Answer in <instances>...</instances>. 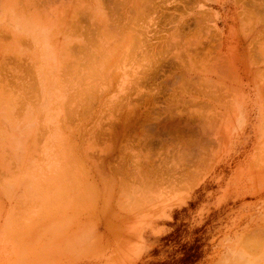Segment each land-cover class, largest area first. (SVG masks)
Here are the masks:
<instances>
[{
  "label": "rangeland",
  "instance_id": "rangeland-1",
  "mask_svg": "<svg viewBox=\"0 0 264 264\" xmlns=\"http://www.w3.org/2000/svg\"><path fill=\"white\" fill-rule=\"evenodd\" d=\"M138 1L139 2H135L137 7L132 5L130 16L126 4V6L123 5L121 7L118 6L117 2H114V10L112 11L110 7L106 6V2H96L94 0H84L83 2L74 1L70 3L71 8L64 14L63 22L58 27L59 32L70 34L71 38L74 39L73 42L79 41L84 44L86 43L85 49L88 48L87 50L91 52L90 59H92L91 64L93 66L90 70H85L84 73H79L77 75L67 76L63 73L59 78L60 83L57 84L62 88V91L64 90L66 94L70 96L75 94L76 89H68V91H66L69 82H71V85L77 83V86L81 88L77 89L78 96L75 99H64L63 96L64 104L62 105V115L59 119L60 133L63 140L61 164L62 168L73 172V177L67 179L71 185L73 197L70 210H66L65 212V209H63V198H61V203H59V205L57 204L58 207L61 205L60 210L58 207L57 210L51 209V222H57L58 220L55 218L58 217L66 219L59 220L57 224H51V239L57 237L58 240L64 237H70L72 240H80L79 242L77 241L80 245H77V251L73 254L84 256L81 257V264H206L215 255L217 243L220 238L230 232L240 234L239 244L244 246L248 252H254L256 245L255 230L242 233L240 231L242 229L240 218L242 214L241 210L245 208L246 205L254 203L258 198H246L243 196L233 198L231 196L233 191L232 183L235 181V178L243 182L244 177H246L245 174L249 172L255 178H264V70L262 67L264 63L260 61L258 63V60L252 63V60L243 57V53L246 52L245 47L249 44L245 36H249L251 33V27L249 26H251L252 22L251 20H247L245 23V17L239 15L242 13L239 7L241 4L240 0H175L173 7L163 11L167 16L164 13H161V16L156 14V16L155 13L151 12L152 10H150L151 7L149 6H152L156 0H146L148 4H146L145 1L143 4H146V6L142 4V8L141 0ZM184 5L185 7H183ZM191 6H193V8ZM135 8L137 9L135 10ZM190 8L192 9L190 10ZM133 10L137 15L132 12ZM168 13L170 15L174 14L173 16L169 15L172 19L168 16ZM179 13H182V16ZM132 14H134V17ZM137 16L138 20L136 18ZM145 18H147L146 21ZM198 20L201 21V23ZM176 21L179 24L178 33H180L175 35L183 39L189 38L191 39L190 42L192 41L189 49H187L191 54L188 62L187 58H184L186 55L183 49L184 53L180 52L175 54L177 56L180 55L176 58L174 54H171L178 52L175 50L176 47L167 44V36L174 30L173 25ZM182 22L184 23L182 26L183 28L180 26ZM197 22H199L200 25H198ZM136 23H138V25ZM245 27L247 28L246 31ZM248 27L250 28L249 30ZM135 29L137 31H135ZM126 33H128V35ZM132 36L133 38L135 36L134 40ZM121 38L123 40H121ZM136 39L141 40L137 41ZM132 40L135 43L133 42V44H130ZM160 42V49H158ZM143 43L144 45H142ZM245 43H247V45ZM115 44L117 46H114ZM242 44L244 45L242 46ZM152 46L154 48L156 47V49ZM251 46L249 45L248 48L250 53H254L255 50L258 51V48ZM10 48L9 40L3 38L0 41L1 56H13L9 55ZM136 48H139L141 55ZM135 49L136 51H133ZM110 50L114 52L115 57L108 60L107 54H110ZM132 51V54H134V52L137 53L135 57L130 53ZM202 51L204 52L202 53ZM260 52L262 53V50L257 52L258 55H261ZM117 53L119 54L118 57ZM126 53L129 58H126ZM129 53L132 58H130ZM182 53L185 56L181 55ZM157 55L159 57H157ZM138 56L140 58L142 57L141 62ZM122 57L125 58L123 68L120 66ZM133 58L138 62H133ZM129 59L132 60L135 65H133L132 62L129 63ZM184 61L188 64H186L188 68L185 66ZM201 61H203V63ZM140 64H143V66ZM118 65L120 66V77L123 73L126 75L127 72L124 81L126 91H129V94L133 93L130 91H135L134 74H137L141 77L139 78L140 80H138L140 92L143 91V84L145 86L147 84L146 87L149 85L151 88H156L155 91L158 94L156 95L157 99L160 101V109L165 107L162 99H166L167 102H170L172 99L170 103L172 104L173 102L175 108L179 107V113L182 112L180 102L182 89L180 88L189 81L190 84L188 85L192 94L191 99L193 103L195 102L194 104L197 108H201L200 110L196 107L193 108V105V107L190 108L191 113L188 112V118L185 117V115L183 116L184 112H182L183 114L181 115L178 113L176 119L172 117L171 121L173 122L178 119L177 121H180L179 123H181V125H184V121H190L189 123L193 125L189 128L198 127V129L200 128L199 130L204 131V150L203 147L201 149L198 147V144L194 143L189 150L184 149V154L181 151L185 139L184 134L181 133L177 135L175 137L177 139H175L174 136L169 137L170 135L168 134L170 133L168 126L166 128V130H168L167 132L163 131V129H158L159 135L157 134L154 138L152 137L153 139L151 138L149 140V143H147L149 147L146 146L145 150H142V152H144L143 154L141 152V141L138 140L140 144L136 142L139 147L133 144L135 141L132 142L134 145V147H132H137V150H130L129 172L130 170L131 172L129 176H127L124 170L126 167L124 164L126 159L123 153L125 146L124 141L122 140L117 146H113L110 149L108 148L109 144H111L109 132L113 133L118 122L122 121L121 111L119 110L121 106L124 107L125 103H127L126 101L129 102L130 100L126 99V96L124 99L119 97L120 89L118 85H121V79L118 78ZM180 65L181 67L185 66L186 71L184 68L181 69ZM139 66L142 67L140 74H138ZM133 67L135 68L133 69ZM257 69L263 70L261 73L262 75L258 76L255 73ZM144 70L148 74V77L151 78L149 82L148 79L147 82L143 79ZM148 70L149 72H147ZM186 77H188L187 80ZM196 77H198L199 80H197L198 78ZM172 80H174L173 82L178 81L176 82L177 85H181L183 81L187 82H184L180 87L176 86V83L173 84ZM169 81H171V83H168ZM164 84L167 86L164 87ZM193 85H197V88ZM253 85L263 90L262 113H259V121L263 127L261 132L258 128H255V123H258L256 122L258 108L257 104L251 99V89ZM127 87H134V89L131 90L132 88H129L127 90ZM172 88H175V90ZM126 91L124 93L127 94ZM135 94L136 93H133V95ZM175 94L177 96H175ZM226 95L227 97L230 95V97L227 98ZM212 96H217L216 100L215 97ZM211 97L214 98L213 101ZM218 97L219 99L217 100ZM132 99L136 100L137 98L132 96L131 101L133 102ZM235 99L241 104L242 110L245 111L246 115L242 114L241 110L238 115L236 114ZM55 100L60 101L62 99ZM214 100L216 102H214ZM228 100L229 103H227ZM224 102H226V104H223ZM140 103L141 98L139 99V106H141ZM197 103L199 105H197ZM207 106L208 109L206 110ZM202 107L205 109H202ZM229 107L232 109L231 111ZM196 109L199 111H196ZM161 113L159 116L160 123L165 122V120L168 122L170 120L169 114L165 115V113H162L163 115H161ZM204 113L206 115L204 119L208 116H210L211 119L214 117V123H212L213 120L211 121L210 118H207L208 121H211L208 124L204 119H201L200 116L201 114L204 116ZM198 116L203 124L199 121ZM234 116L235 120L232 121V117ZM196 117L198 119L196 122L197 124L198 121L201 122L199 123L200 125L192 121V119L195 120ZM186 118L188 120H185ZM244 118H246V127L238 135L234 133V131L240 129L244 122ZM211 123L214 124L215 127H213ZM206 126L208 128L211 127V129L206 128ZM214 128L218 131H215ZM205 129L207 130L205 131ZM159 130L168 133L165 134L168 138L163 136V132L161 133ZM208 130H210L211 133ZM182 131L186 132V129ZM215 132H217V135ZM208 134L209 136L213 135L208 137ZM135 138L137 139L139 137L134 136L133 140H136ZM155 138L156 140H154ZM211 138L214 139V141L211 140ZM216 138L220 140L217 142ZM158 139L161 141L157 142ZM170 139H172V141ZM169 140L172 142V145ZM158 143L162 144L157 146ZM165 143L172 148H168ZM173 143H175V145ZM132 144L129 143L130 146ZM194 146H196V148ZM132 147L130 149H132ZM167 148L169 151H167ZM165 149L166 151L164 153L163 150ZM146 151L147 153H145ZM202 151L204 155L201 161L196 162L198 156H201ZM160 152L164 154L162 153V155ZM168 152L170 153L168 154ZM191 152L193 154L195 153V156H192ZM140 154L142 155L140 156ZM175 155L178 158H176ZM98 159L102 160L100 164ZM160 159L163 162H160ZM164 161L167 165H164ZM171 163L172 166H174V168H172L173 171L174 169L175 171L177 170L178 176L174 174L176 172H173L172 169H170L171 175L167 174L170 173L169 165H171ZM97 165L101 166L108 174L106 187L99 184L101 179L98 180L95 177ZM184 165H188V169ZM140 167L144 171L143 173L146 172L145 174L140 172ZM159 167H162L161 170ZM163 168L165 170H163ZM181 168H186V170ZM180 170L182 171L180 172ZM192 171L196 172L195 175H193L194 173ZM164 173L168 176L174 174L173 178L176 175L174 179H177L175 180L177 183H175L173 178L166 176ZM77 177L78 179H76ZM182 178L184 179L182 180ZM190 178H192V181L190 180V182H188ZM167 183H171V186L169 185L170 187L175 186L172 187L174 192H171L170 188L166 186ZM174 183L177 185H174ZM188 183L190 184L188 185ZM159 185H161L162 198L165 200L162 199V202L159 201L155 204V186H158L159 189ZM146 186H148V188H146L145 191ZM172 197H176L175 204L167 205L160 211L158 216L153 215L147 222L141 219L145 218L146 215H152V210L169 202V199ZM259 202L260 204L254 208L256 214H251L250 210L245 216V227L249 226L248 229L251 228L250 225L254 220L259 221L261 211H264V197H261ZM258 211L260 214L257 218ZM62 221L68 224H64ZM75 222H80L81 224H69ZM55 249L56 248L51 243V255L56 253ZM216 257L214 259H216ZM261 259H264V252L251 256L236 250L232 243L224 242V249L219 258L215 260V264L219 261L220 264H258ZM56 262L57 259L54 260V257L50 259V264H56Z\"/></svg>",
  "mask_w": 264,
  "mask_h": 264
},
{
  "label": "crops",
  "instance_id": "crops-1",
  "mask_svg": "<svg viewBox=\"0 0 264 264\" xmlns=\"http://www.w3.org/2000/svg\"><path fill=\"white\" fill-rule=\"evenodd\" d=\"M32 1L34 0H24V2L18 0L20 4H17L16 0H0V41L3 38L9 40L11 47L9 55H13L0 54V264H50L51 257L57 259L56 264H81V257L84 256L73 254L77 251L80 240H72L70 237L51 239L50 226L57 224L59 220H66L58 217L55 218L57 222H51V209L57 210L61 198L65 212L71 209L73 192L67 179L73 177V172L62 168L63 140L59 119L64 104L63 96L64 99H75L78 96L77 89L81 88L77 83L71 85L69 82L66 91L76 89L75 94L70 96L57 84L60 83L59 78L63 73L67 76L77 75L90 70L93 66L90 59L91 52L87 50L88 48L85 49V44L79 41L73 42L74 39L70 34L59 32L58 27L63 22L64 13L70 10V3L84 0H56L57 3L55 0V2L50 0L51 4L49 0H43L45 3L42 0V3L40 0H35V6L32 5ZM94 1L108 2L106 6L113 11V3L116 0ZM110 54H107L108 60L115 57L111 50ZM121 61L120 66L123 68V57ZM120 66H117L118 78L121 79V85H118L119 97L124 99L125 74L119 76ZM261 91L262 89L256 85L251 89V99L258 108L256 119L258 123H255V128L260 132L263 128L259 121L263 102V91ZM235 110L237 115L240 110L246 115L237 99H235ZM243 120L240 129L234 133L239 135L245 129L246 118ZM123 121L118 122L113 133L109 132L111 133L109 149L121 143L123 139L124 143L129 144L128 133L125 132L126 128H123L126 124ZM128 146L123 149L126 157L124 170L127 176H129L130 156ZM203 153L198 156L197 162L202 159ZM100 161L102 160H99V164ZM170 167V169L174 167L172 163ZM104 172L105 170L97 165L95 177L101 179L99 184L103 187L108 179V174ZM193 173L195 175L196 172ZM245 175L243 182L235 178L231 196L258 198L241 210L240 218L242 233L255 230L254 252H248L239 244L240 234L230 232L220 238L212 261L206 264L216 263L215 260L224 249V242L232 243L236 250L251 256L264 252V211H261L260 216L259 211L257 212L259 221L254 220L250 225L251 228L245 227L246 214L250 210L251 214H256L254 208L260 204V198L264 197V178H255L250 172ZM190 180L192 181V178L188 179V182ZM169 188L174 192L172 187ZM154 194L155 204L162 202L161 185L159 189L155 186ZM175 202L176 197H172L169 202L152 210V215H146L141 219L147 222L153 215L158 216L163 208ZM60 208L61 205L58 209ZM62 223L68 224L64 221ZM51 243L56 248V253L52 255ZM217 264H220V261ZM258 264H264V259Z\"/></svg>",
  "mask_w": 264,
  "mask_h": 264
},
{
  "label": "bare ground",
  "instance_id": "bare-ground-1",
  "mask_svg": "<svg viewBox=\"0 0 264 264\" xmlns=\"http://www.w3.org/2000/svg\"><path fill=\"white\" fill-rule=\"evenodd\" d=\"M17 1V4L19 3L18 2V0H16ZM19 1H21V0H19ZM31 1V0H30ZM35 1V0H34ZM34 1H32L33 3H34ZM48 1V0H47ZM46 1V2H47ZM54 1V0H53ZM56 1V0H55ZM54 1V2H55ZM58 1V0H57ZM57 1H56V3H57ZM139 2L138 0H116V1H114V2H117L118 3V6H126L127 5V7H128V13H130L129 14V16L131 15V10H132V5H134V6H136V4H135V2ZM146 0H141V8L145 5L146 6V4H148V2L146 1ZM181 1V0H180ZM183 1H185V0H183ZM188 1V0H187ZM238 1V0H237ZM241 2V4H240V9H241V12L242 13H240L239 15H243L245 18V23L247 22V20H251V22L253 23V25H252V23H251V26H249V27H251V33H250V31H249V33H250V35L249 36H245V38L248 40V42H249V44L247 45V43H245L247 46L245 47V50H246V52H244L243 53V57L244 58H246V59H249V60H252L251 62L253 63L254 61H256V60H258V63H259V61L260 62H262V63H264V49H263V45H264V0H240ZM23 2H24V0H23ZM40 2H41V0H40ZM40 2H39V4H40ZM42 2H44L45 3V1H43L42 0ZM41 2V3H42ZM49 2H50V4H51V1L49 0ZM64 2V1H63ZM63 2H62V4H63ZM66 2V1H65ZM106 2V1H105ZM111 2V1H110ZM146 3V4H143V3ZM174 2H175V0H156L154 3H153V5L152 6H149V7H151V9L150 10H152L151 12H153V13H155V15L156 14H159L158 16H161V13L163 14H165V12H163V11H166V10H169L171 7H173L174 6ZM179 2V1H178ZM32 3V5H34L35 6V4H36V2L33 4ZM48 3V2H47ZM46 3V4H47ZM108 3V2H107ZM181 3V2H180ZM20 4V3H19ZM21 4H22V2H21ZM45 4V5H46ZM55 4V3H54ZM65 4V3H64ZM126 4V5H125ZM139 4V3H138ZM142 4H143V6H142ZM44 5V4H43ZM44 5V6H45ZM8 6V5H7ZM20 6H23V5H20ZM53 6V5H52ZM178 6V5H177ZM37 7V6H36ZM39 7V6H38ZM137 7V6H136ZM180 7V6H179ZM183 7H185V5L183 6ZM190 7V6H189ZM192 8H193V6H191ZM35 8V7H34ZM46 8V7H45ZM67 8V7H66ZM79 8H80V6H79ZM114 8V7H113ZM116 8H117V6H116ZM120 8V7H119ZM192 8H190V10L192 9ZM23 9H24V7H23ZM121 9V8H120ZM119 9V10H120ZM131 9V10H130ZM137 8H135V10H136ZM144 9V8H143ZM177 9V8H176ZM176 9H174L175 11H177ZM38 10V9H37ZM117 10V9H116ZM118 10V11H119ZM150 10H149V13H150ZM173 10V9H172ZM171 10V11H172ZM181 10V9H180ZM67 11V10H66ZM188 11V10H187ZM39 12V11H38ZM132 12H134V10L132 11ZM178 12V11H177ZM181 12V11H180ZM183 12V11H182ZM40 13V12H39ZM126 13V12H125ZM135 13V12H134ZM144 13V12H143ZM202 13V12H201ZM65 14V13H64ZM136 15H137V13H135ZM140 14V13H139ZM151 14V13H150ZM181 16H182V13H179ZM79 15V14H78ZM133 15V17H134V14H132ZM141 15V14H140ZM139 15V16H140ZM154 15V16H155ZM166 15V14H165ZM170 14L168 13V16H169ZM174 15V14H173ZM172 14L170 15V16H173ZM207 15V14H206ZM67 16V15H66ZM148 16V15H147ZM157 16V15H156ZM167 16V15H166ZM169 16V17H170ZM64 17V16H63ZM149 17V16H148ZM164 17V16H163ZM194 17V16H193ZM70 18V17H69ZM131 18V17H130ZM137 18V20H138V16L136 17ZM135 18V19H136ZM142 18V17H141ZM144 18V17H143ZM165 18V17H164ZM171 18V17H170ZM180 18V17H179ZM207 18V17H206ZM132 19V18H131ZM134 19V18H133ZM146 19L147 18H145V21H146ZM151 19V18H150ZM154 19H155V17H154ZM156 19H157V17H156ZM168 19V18H167ZM172 19V18H171ZM198 19V18H197ZM202 19H204V18H202ZM119 20V19H118ZM139 20H140V18H139ZM142 20V19H141ZM153 20V19H152ZM168 20H170V19H168ZM200 20V19H199ZM198 20V21H199ZM209 20V19H208ZM211 20V19H210ZM127 21H129V20H127ZM132 21V20H131ZM130 21V22H131ZM136 21V20H135ZM145 21H144V23H145ZM123 22V21H122ZM137 22V21H136ZM143 22V21H142ZM170 22H172V23H174L173 21H170ZM200 23H201V21H199ZM199 22H197L198 23V25H200L199 24ZM147 23V22H146ZM155 23V22H154ZM131 24V23H130ZM133 24H134V22H133ZM137 25H138V23H136ZM169 24V23H168ZM171 24V23H170ZM181 25V28H183L182 26H183V22L182 23H180ZM107 25V24H106ZM129 25V24H128ZM140 25H142V24H140ZM147 25V24H146ZM158 25V24H157ZM186 25V24H185ZM132 26V25H131ZM178 26H179V24H178V22L176 21V23L173 25V27H174V30L171 32V33H169L168 34V36H167V44H170V45H174L176 48H175V50H177L178 52H176V53H171V54H174V56H176V58L177 57H179L180 55H175V54H178V53H180V52H183V50L185 51V55H186V57H184V58H187V62H188V60H189V58L191 57V54L188 52V50L187 49H189V47H190V44H191V42H190V40L191 39H189V38H185V39H183V38H180L179 36L177 37V35H175V34H179L178 33ZM187 26V25H186ZM136 27V26H135ZM248 27V30L250 29ZM104 28V27H103ZM129 28V27H128ZM127 28V29H128ZM137 28V27H136ZM150 28H152V27H150ZM149 28V29H150ZM162 28V27H161ZM201 28V27H200ZM206 28V27H205ZM138 29H139V27H138ZM148 29V30H149ZM125 30V29H124ZM129 30V29H128ZM247 30V28L245 27V31ZM106 31V30H105ZM130 31V30H129ZM135 31H137L136 29H135ZM167 31V30H166ZM199 31V30H198ZM128 32V31H127ZM134 32V31H133ZM141 32V31H140ZM176 32V33H175ZM107 33V32H106ZM105 33V34H106ZM129 33V32H128ZM128 33H126L127 35H128ZM130 33H131V31H130ZM129 33V34H130ZM160 33V32H159ZM104 34V35H105ZM132 34V33H131ZM130 34V35H131ZM217 34V33H216ZM1 35V34H0ZM103 35V36H104ZM134 35H136V34H134ZM139 35V34H138ZM248 35V34H247ZM8 36V35H7ZM107 36V35H106ZM154 36V35H153ZM160 36V35H159ZM196 36V35H195ZM124 37H125V35H124ZM137 37H139V36H137ZM141 37V36H140ZM146 37V36H145ZM144 37V38H145ZM156 37V36H155ZM209 37V36H208ZM129 38V37H128ZM127 38V39H128ZM131 38V37H130ZM134 38H135V36H134ZM134 38H133V36H132V39L134 40ZM151 38V37H150ZM160 38V37H159ZM10 39V38H9ZM108 39H109V37H108ZM121 40H123L122 38H121ZM132 40V43H130V44H133V41ZM137 40V39H136ZM138 40H141V39H138ZM137 40V41H138ZM201 40V39H200ZM199 41V40H198ZM245 41V40H244ZM94 42V41H93ZM130 42V41H129ZM128 42V43H129ZM140 42V41H139ZM148 42V41H147ZM123 43H124V41H123ZM128 43H126V44H128ZM135 43V42H134ZM197 43V42H196ZM242 43V42H241ZM86 44V43H85ZM137 44V43H136ZM139 44V43H138ZM146 44V43H145ZM160 44H161V42L159 43V47H158V49H160ZM123 45V44H122ZM129 45V44H128ZM141 45V44H140ZM142 45H144V43L142 44ZM158 45V44H157ZM244 44H242V46H243ZM249 45L251 46V47H254V48H258V51H261L262 50V53H261V55H258V51H256L255 50V52L254 53H250L249 52V50H248V48H249ZM114 46H117L116 44L114 45ZM130 46H132V45H130ZM134 46V45H133ZM162 46V45H161ZM165 46H166V44H165ZM126 47V46H125ZM128 47V46H127ZM136 47H137V45H136ZM141 47V46H140ZM139 47V48H140ZM153 47V46H152ZM121 48V47H120ZM130 48V47H129ZM128 48V49H129ZM131 48H133V47H131ZM139 48H136V49H138L137 51L139 52ZM154 48V47H153ZM253 48V49H254ZM119 49V48H118ZM127 49V50H128ZM136 49L135 50H133V51H136ZM141 49H143V48H141ZM145 49V48H144ZM149 49V48H148ZM154 49H156V47L154 48ZM168 49V48H167ZM183 49V50H182ZM116 50V49H115ZM121 50V49H120ZM153 50V49H152ZM151 50V51H152ZM169 50V49H168ZM180 50V51H179ZM182 50V51H181ZM117 51V50H116ZM129 51V50H128ZM130 51H131V49H130ZM133 51L132 52H130L131 54L133 53ZM159 51H162V50H159ZM172 51V50H171ZM205 51V50H204ZM204 51H202V53L204 52ZM173 52V51H172ZM83 53V52H82ZM129 53V56H130V58H132L131 57V54ZM140 53V55H141V51L139 52ZM144 53V52H143ZM184 53V52H183ZM181 54V55H184V54ZM257 53V54H256ZM118 54V53H117ZM137 53H135L134 52V54H132L134 57H135V55H136ZM145 54V53H144ZM170 54V55H171ZM84 55V54H83ZM123 55V54H122ZM184 55V56H185ZM206 55V54H205ZM100 56V55H99ZM144 56H146V55H144ZM171 56H173V55H171ZM193 56H194V54H193ZM139 57V56H138ZM156 57V56H155ZM157 57H159L158 55H157ZM168 57V56H167ZM183 57V56H182ZM126 58H129V57H127V53H126ZM142 58V57H141ZM141 58L139 57V60H140V62H141ZM184 58H182V59H184ZM193 58V57H192ZM243 58V59H244ZM125 59V58H124ZM135 58H133V62H135V63H137L138 61H135L134 60ZM203 59V58H202ZM245 59V60H246ZM130 60V59H129ZM128 60V61H129ZM149 60V59H148ZM205 60H206V58H205ZM244 60V61H245ZM1 61V60H0ZM96 61H97V59H96ZM95 61V62H96ZM127 61V62H128ZM194 61V60H193ZM200 61V60H199ZM248 61V60H247ZM5 62V61H4ZM121 62V61H120ZM132 62V60H130V62L129 63H131ZM133 62H132V64H133ZM202 63H203V61H201ZM201 62H199V63H201ZM67 63V62H66ZM65 63V64H66ZM149 63V62H148ZM179 63V62H178ZM184 63H185V66L187 67V63L184 61ZM194 63V62H193ZM255 63V62H254ZM127 64V63H126ZM187 64V65H186ZM257 64V63H256ZM128 65H130V64H128ZM133 65H135V64H133ZM136 65H139V64H136ZM141 65V64H140ZM66 66V65H65ZM126 66V65H125ZM141 66H143V64L141 65ZM185 66L184 67H181V65H180V67H181V69L182 68H184V70L186 71V69H185ZM193 66H194V64H193ZM140 67V66H139ZM199 67V66H198ZM262 67H263V70H264V65H262ZM135 67H133V69H134ZM141 68L142 67H140L139 68V70H138V74H140V70H141ZM149 68V67H148ZM188 68V67H187ZM61 69H63V68H61ZM147 69V68H146ZM263 70H260V69H257V70H255V73L256 74H260V75H262L261 73L263 72ZM135 71V70H134ZM145 71V70H144ZM131 72V71H130ZM137 72V71H136ZM147 72H149V70L147 71ZM133 73V72H132ZM131 73V74H132ZM142 73H143V71H142ZM185 73V72H184ZM191 73V72H190ZM130 74V73H129ZM134 74V73H133ZM132 74V75H133ZM135 75V84H134V82H133V84L135 85L134 87H135V91H130V92H133V93H136L135 95H133V93H128L127 91V94H125L126 95V99H130L129 100V102L128 101H126L127 103H125V105H124V107H122L121 106V109L119 110V111H121V116L123 117V120L125 119V121H123L124 122V124H126V126L125 127H123V128H126V131L125 132H127L128 133V140H127V138H126V140L128 141H126L125 140V142H127V143H130V144H132V142L133 141H135L133 144L135 145H137V143L138 144H140L139 143V141H141V152H142V150H145V148H146V146H148L149 147V144H147V143H149V140L153 137H155V135H157L158 134V129H163V131H168V130H166V128H167V126H168V129H169V133L170 134H168V133H164L163 131V133L161 132V130H159L161 133H162V135L163 136H166L165 134H168V135H170L169 137H173L174 136V138L177 136V135H179V134H184L185 135V139H184V144H183V148L181 149V151H182V153H184L185 154V151H184V149L185 150H189L190 149V147H191V145H193L194 143H196V144H198V147H200L201 149H202V147H203V141H205V140H203L204 139V137H205V135H204V131H201V130H199L198 129V127L197 128H195V127H193V128H189V127H191L192 125H191V123H189L188 121H184V122H182V123H184V125L182 124L181 125V123H179L180 121H177V120H174L173 122L171 121L172 120V117H175V119H176V116H178V113H179V110L180 109H178L179 107H174L173 106V102H172V104L170 103L171 102V100H170V98L168 97V99L170 100V102H167L166 101V99H162L163 100V104H164V106L165 107H163L162 109H163V111H162V109H160L161 107L159 106V103H160V101H158V99H157V96L156 95H158L157 94V92L155 91V89L156 88H151L149 85H148V87H146L147 86V84H146V86L143 84L142 86H143V91L142 92H140V85L138 84V80H140L139 78H141L140 76H138L137 74H134ZM137 75V76H136ZM181 75V74H180ZM264 75V74H263ZM125 76H127V72H126V75ZM144 78L143 79H145L146 81L145 82H147V79H148V82H149V80H151V78L150 77H148V74L146 73V71H145V73H144ZM179 76V75H178ZM183 76V75H182ZM129 77V76H128ZM179 77H181V76H179ZM184 77V76H183ZM194 77V76H193ZM262 77V76H261ZM131 78V77H130ZM154 78V77H153ZM177 78V77H176ZM185 78V77H184ZM187 78L188 77H186V80H187ZM196 78H198V77H196ZM195 78V79H196ZM166 79V78H165ZM178 79V78H177ZM182 79V78H181ZM233 79H234V77H233ZM183 80H185V79H183ZM190 80V79H189ZM197 80H199V78L197 79ZM235 80V79H234ZM236 80H237V78H236ZM130 81V80H129ZM131 81H132V79H131ZM174 80H172V83L174 84V83H176V82H178V81H176V82H173ZM180 81V80H179ZM191 81V80H190ZM166 82V81H165ZM182 82V81H181ZM184 82H187V81H183V83ZM203 82H204V80H203ZM232 82V81H231ZM234 82V81H233ZM140 83H141V81H140ZM154 83V82H153ZM168 83H171V81H169ZM183 83L181 84V85H177V83H176V86H182L183 85ZM192 83H194V82H192ZM196 83V82H195ZM149 84V83H148ZM172 84V85H173ZM188 84H190V82L188 81V83L186 84H184L183 86H182V88H180V89H182V95H181V100H180V102H181V107H182V112H184V114L182 113V112H180L179 114L181 115V114H183V116L185 115V117H187V115L189 114L188 112H190L191 113V110H190V108L191 107H193V105H194V107L193 108H195L196 106H195V102L193 103V101H192V99H191V92H190V87H189V85ZM131 85V84H130ZM151 85V84H150ZM169 85V84H168ZM192 85V84H191ZM218 85V84H217ZM127 86V85H126ZM141 86V87H142ZM167 86V85H166ZM165 86V84H164V87H166ZM171 86V85H170ZM169 86V87H170ZM194 86V85H193ZM125 87V86H124ZM134 87H129L131 90H133L134 89ZM153 87V86H152ZM172 87H174V86H172ZM194 87H196L197 88V85H195ZM199 87V86H198ZM207 87H208V85H207ZM220 87V86H219ZM128 87H127V90L129 89ZM192 88V87H191ZM200 88V87H199ZM222 88V87H221ZM125 89V88H124ZM173 89V88H172ZM171 89V90H172ZM177 89V88H176ZM179 89V90H180ZM170 90V91H171ZM173 90H175V88L173 89ZM178 90V89H177ZM232 90V89H231ZM235 90V89H234ZM237 90V89H236ZM181 91V90H180ZM263 91V90H262ZM174 92V91H173ZM236 92V91H235ZM170 94V93H169ZM194 95V94H193ZM204 95V94H203ZM202 95V96H203ZM132 96H134L135 98H137L136 100H133V102L131 101V97ZM161 96V95H160ZM171 96V95H170ZM174 96V95H173ZM175 96H177L176 94H175ZM206 96V95H205ZM219 96V95H218ZM221 96V95H220ZM172 97V96H171ZM200 97V96H199ZM212 97H215V96H212ZM211 97V99H212V101H213V99L214 98H212ZM217 97V96H216ZM216 97H215V100H216ZM226 97H227V95H226ZM229 97H230V95H229ZM229 97H227V98H229ZM141 98V106H139L138 105V103H139V99ZM174 98V97H173ZM223 98V97H222ZM176 99V98H175ZM219 99V97L217 98V100ZM225 99V98H224ZM168 100V101H169ZM177 100H179V99H177ZM209 100V99H208ZM214 100V102H216ZM210 101V100H209ZM220 101H221V97H220ZM175 102H179V101H175ZM199 102V101H198ZM217 102H219V101H217ZM222 102H223V99H222ZM161 103H162V101H161ZM227 103H229V100H228V102ZM239 103V102H238ZM121 104V103H120ZM212 104V103H211ZM223 104H226V102H224ZM197 105H199L198 103H197ZM202 105V104H201ZM200 105V106H201ZM204 105V104H203ZM205 105H206V103H205ZM209 105V104H208ZM119 106V105H118ZM141 107V108H140ZM205 107V106H204ZM204 107H202V109L204 108ZM209 107H211V106H209ZM225 107V106H224ZM112 108V107H111ZM197 108V107H196ZM199 108V107H198ZM197 108V109H198ZM201 108V107H200ZM200 108H199V110H200ZM218 108H220V107H218ZM223 108V107H222ZM230 108V107H229ZM229 108H227V109H229ZM196 109V111H199V110H197ZM205 109V108H204ZM208 109V106L206 107V110ZM224 109V108H223ZM212 110H213V108H212ZM232 109L230 108V111H231ZM214 111V110H213ZM165 113V115L166 114H169V116H170V120L168 121V122H166V120H165V122H163V123H160V121H159V116H160V113ZM195 112V111H194ZM202 112V111H201ZM200 112V113H201ZM161 113V115H163ZM215 113H217V112H215ZM215 113H213V114H215ZM218 115H219V113H218ZM218 115H216V116H218ZM109 116V115H108ZM120 116V117H121ZM168 116V117H169ZM183 116H180V117H183ZM205 113H204V116H202V114H201V119H204L205 118ZM112 117V116H111ZM162 117H164V116H162ZM200 117L198 116V119H199V121H201L200 120ZM203 117V118H202ZM211 117H213V116H211ZM165 118V117H164ZM178 118V117H177ZM188 118V117H187ZM185 119V120H188V119ZM193 118V117H192ZM191 118V119H192ZM207 118H210V116H208ZM207 118L206 119H204V121L208 124L209 122H211L212 120H213V118L211 119V121H208L207 120ZM221 118V117H220ZM122 119V118H121ZM166 119V118H165ZM180 119H182V118H180ZM179 119V120H180ZM197 117H196V119L195 120H193L192 119V121L194 122H196L197 120ZM209 119V120H210ZM222 119V118H221ZM237 119V118H236ZM120 120V119H119ZM134 120V121H133ZM158 120V121H157ZM189 120H190V118H189ZM217 120V119H216ZM235 120V116L234 117H232V121H234ZM162 121V120H161ZM163 121H164V119H163ZM198 121V124L199 123H201V122H199ZM215 122H217V121H215ZM212 123H214V120H213V122ZM211 123V125H213V127H215L214 126V124H212ZM123 124V125H124ZM196 124H197V122H196ZM197 124V125H198ZM201 124H203V122L201 123ZM216 124V123H215ZM219 124V123H218ZM122 125V124H121ZM190 125V126H189ZM200 125V124H199ZM202 126V125H201ZM209 126H210V124H209ZM217 127V126H216ZM102 128V127H101ZM206 128H208L207 126H206ZM116 129V128H115ZM129 129H130V131H129ZM140 129H141V131H140ZM186 129V132H183L182 130H185ZM202 129H204V128H202ZM208 129H211V127H209ZM218 129V128H217ZM207 129H205V131H206ZM214 130H215V128H214ZM213 130V131H214ZM95 131V130H94ZM117 131V130H116ZM122 131V130H121ZM120 131V132H121ZM209 132H210V130H208ZM212 131V132H213ZM215 131H218V130H215ZM119 132V133H120ZM94 133V132H93ZM112 133V132H111ZM111 133H109V134H111ZM118 133V132H117ZM122 133V132H121ZM206 133V132H205ZM211 133V132H210ZM214 133V132H213ZM216 133V135H217V132H215ZM98 135V134H97ZM122 135H125V134H122ZM141 135V136H140ZM159 135V134H158ZM207 135V134H206ZM213 135V134H212ZM212 135H210V136H212ZM120 136V135H119ZM139 137V138H135L136 140H133V137ZM161 136V135H160ZM209 136V134H208V137H210ZM117 137V136H116ZM124 137V136H123ZM157 137V136H156ZM152 138V139H153ZM165 138V137H164ZM166 138H168L167 136H166ZM179 138H180V136H179ZM207 138V137H206ZM105 139V138H104ZM119 139V138H118ZM160 139V138H159ZM158 139V141L157 142H159V141H161V140H159ZM175 139H177V138H175ZM182 139V138H181ZM209 139V138H208ZM217 139V138H216ZM110 140H111V136H110ZM116 140V139H115ZM124 140V139H123ZM139 140V141H138ZM154 140H156V138L154 139ZM171 141H172V139H170ZM169 140V141H170ZM210 140V139H209ZM208 140V141H209ZM211 140H213L214 141V139H212L211 138ZM218 140H220V139H217V142H218ZM121 141V140H120ZM170 141V144L172 143ZM173 141H174V139H173ZM176 141V140H175ZM178 141V140H177ZM137 142V143H136ZM151 142V141H150ZM163 142H165V141H163ZM169 143V142H168ZM208 143V142H207ZM210 143H212V142H210ZM129 145V144H126L125 143V145L126 146H124L125 147V149L127 148V145H129L128 147H129V151L130 150H134V151H136L137 150V147H139V145H137V147H135V148H133L134 147V145ZM147 144V145H146ZM162 144V143H161ZM161 144H157V146L158 145H161ZM174 145H175V143H173ZM178 144V143H177ZM195 144V145H196ZM84 145V144H83ZM95 145V144H94ZM101 145V144H100ZM103 145H105V144H103ZM151 145V144H150ZM165 145H167L168 146V148L169 147H171V146H169L168 144H166L165 143ZM172 145V144H171ZM207 145V144H206ZM210 145V144H209ZM106 146V145H105ZM117 146V145H116ZM133 146V147H132ZM152 146V145H151ZM179 146H181V145H179ZM208 146V145H207ZM210 146H212V145H210ZM132 147V149H130ZM155 147V146H154ZM160 147V146H159ZM195 148H196V146H194ZM98 148V147H97ZM151 148V147H150ZM157 148V147H156ZM162 148V147H161ZM160 148V149H161ZM164 148H166V147H164ZM167 148V151H169V149ZM172 148V147H171ZM192 148V147H191ZM199 148V149H200ZM207 148H209V147H207ZM207 148H205V149H207ZM152 149V148H151ZM194 149V148H193ZM192 149V150H193ZM98 150V149H97ZM146 150H150V149H146ZM203 150H204V147H203ZM158 151H159V149H158ZM165 151H166V149L165 150H163V152L165 153ZM195 151V150H194ZM150 152V151H149ZM148 152V153H149ZM153 152V151H152ZM162 152V153H163ZM171 152V151H170ZM170 152H168V154L170 153ZM173 152V151H172ZM196 152V151H195ZM138 153V152H137ZM144 152H142V154H143ZM145 153H147V151L145 152ZM161 153V152H160ZM161 153V154H162ZM163 153V154H164ZM190 153V152H189ZM192 153V152H191ZM201 153H203V151L201 152ZM121 154H122V152H121ZM142 154H140V156L142 155ZM151 154V153H150ZM158 154V153H157ZM160 154V155H161ZM162 154V155H163ZM174 154V153H173ZM179 154V153H178ZM187 154H188V152H187ZM195 154V153H194ZM193 153H192V156H195ZM198 154V153H197ZM126 155V154H125ZM152 155V154H151ZM150 155V156H151ZM189 156H190V154H188ZM147 156H149V155H147ZM147 156H145V157H147ZM155 156V155H154ZM173 156V155H172ZM178 156V155H177ZM191 156V157H192ZM174 157V156H173ZM175 157H176V155H175ZM126 158V157H125ZM167 158V157H166ZM176 158H178V157H176ZM176 158H174V159H176ZM196 158H197V155H196ZM149 159V158H148ZM148 159H147V161H148ZM162 159V158H161ZM161 159H160V162H163V161H161ZM164 159V158H163ZM173 159V158H172ZM193 159H194V157H193ZM100 160V159H99ZM128 160V159H127ZM165 160V159H164ZM198 160V159H197ZM201 160V159H200ZM199 160V161H200ZM129 161V160H128ZM203 161V160H202ZM159 162V163H160ZM197 162V161H196ZM143 163V162H142ZM151 163V162H150ZM159 165V164H158ZM161 165H163V164H161ZM164 165H167V163H165V161H164ZM186 165V164H185ZM184 165V166H185ZM189 165V164H188ZM187 165V166H188ZM169 166H171V165H169ZM187 166H185L186 168H187ZM100 167V166H99ZM152 167V166H151ZM178 167V166H177ZM196 167V166H195ZM141 168V167H140ZM145 168V167H144ZM150 168V167H149ZM156 168V167H155ZM160 168V167H159ZM162 168V167H161ZM161 168H160V170H161ZM171 168V167H170ZM170 168H169V170H170ZM174 168V167H173ZM186 168H181V169H185L186 170ZM165 169H166V167H165ZM164 168H163V170H165ZM178 169V168H177ZM188 169V168H187ZM191 169V168H190ZM107 170H108V168H107ZM146 170V169H145ZM147 171V170H146ZM149 171V170H148ZM172 171H173V169H172ZM182 170H180V172H181ZM130 172H131V170H130ZM130 172H128V173H130ZM140 172H142V174H145V173H143L144 171L142 170V168H141V171ZM153 172V171H152ZM173 172H176V173H174V174H176L177 175V170L175 171V169H174V171ZM185 172V171H184ZM187 172V171H186ZM193 172V171H192ZM105 173V172H104ZM183 173V172H182ZM2 174V173H1ZM132 174V173H131ZM164 174H166V173H164ZM168 175L170 174L171 175V170H170V173H167ZM166 174V176H168ZM173 174V173H172ZM173 174V175H174ZM179 174H181V173H179ZM107 175V174H106ZM173 175L172 176H168V177H171V178H173ZM176 175H175V177L174 178H176ZM183 175V174H182ZM134 176V175H133ZM152 176V175H151ZM154 176V175H153ZM178 176V175H177ZM181 176V175H180ZM146 177V176H145ZM145 177H143V178H145ZM183 177V176H182ZM107 178V177H106ZM173 178V180L175 181V180H177V179H174ZM76 179H78V177L76 178ZM148 179H149V177H148ZM166 179V178H165ZM170 179V178H169ZM184 178H182V180H183ZM136 180V179H135ZM134 180V181H135ZM163 180V179H162ZM101 181V180H100ZM127 181V180H126ZM143 181V180H142ZM169 182L171 181V180H168ZM167 181V182H168ZM178 181H179V179H178ZM181 181V180H180ZM122 182V181H121ZM147 182H149V181H147ZM151 182H154V181H151ZM157 182V181H156ZM155 182V183H156ZM162 182V181H161ZM164 182V181H163ZM168 182V183H169ZM172 182V181H171ZM158 183H159V181H158ZM167 183V184H168ZM175 183H177V181H175ZM174 183V185H177V184H175ZM134 184V183H133ZM145 184V183H144ZM147 184V183H146ZM150 184V183H149ZM161 184V183H160ZM166 184V186H168V187H170L171 185V183L170 184H168L167 185ZM102 185V184H101ZM162 185H163V183H162ZM165 185V184H164ZM170 185V186H169ZM103 186V185H102ZM106 186V185H105ZM165 186V187H166ZM172 187H175V186H172ZM146 188H148V186H146L145 187V191H146ZM164 189V188H163ZM125 190V189H124ZM143 190H144V188H143ZM152 190V189H151ZM149 191V190H148ZM165 191V190H164ZM163 191V192H164ZM168 192V191H167ZM122 193V192H121ZM124 193V192H123ZM144 193V192H143ZM171 193V192H170ZM119 194V193H118ZM148 194V193H147ZM104 195V194H103ZM110 195V194H109ZM122 195V194H121ZM144 195H145V193H144ZM87 196V195H86ZM149 198V197H148ZM86 199V198H85ZM152 199H153V197H152ZM163 199V198H162ZM150 200V199H149ZM163 200H165V199H163ZM162 200V201H163ZM151 201V200H150ZM88 202V201H87ZM140 202V201H139ZM142 203V202H141ZM150 203V202H149ZM153 203V202H152ZM151 203V204H152ZM155 203V202H154ZM148 204V203H147ZM143 206V205H142ZM141 206V207H142ZM145 206V205H144ZM146 207V206H145ZM84 244V243H83ZM80 245V244H79ZM52 258V257H51Z\"/></svg>",
  "mask_w": 264,
  "mask_h": 264
}]
</instances>
